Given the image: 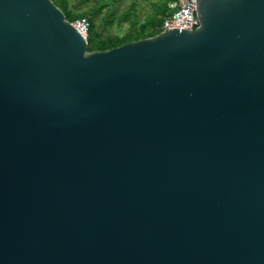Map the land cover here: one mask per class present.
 Segmentation results:
<instances>
[{
  "label": "water",
  "instance_id": "water-1",
  "mask_svg": "<svg viewBox=\"0 0 264 264\" xmlns=\"http://www.w3.org/2000/svg\"><path fill=\"white\" fill-rule=\"evenodd\" d=\"M102 52L0 0V264H264V0Z\"/></svg>",
  "mask_w": 264,
  "mask_h": 264
},
{
  "label": "trees",
  "instance_id": "trees-1",
  "mask_svg": "<svg viewBox=\"0 0 264 264\" xmlns=\"http://www.w3.org/2000/svg\"><path fill=\"white\" fill-rule=\"evenodd\" d=\"M51 1L64 13L67 21L73 22L83 18L88 20L87 52L92 53L106 51L128 42L146 39L157 35L158 32H155L154 28L157 26L160 27L162 24L163 17H165L167 13L166 4L171 0H164L159 5L158 14L160 15V18L156 16L147 17L146 20L136 28L133 34L123 37L118 35H104L98 30L99 25L95 22L96 18L101 17L100 26L103 30L107 29L113 23L115 14L109 11V6L111 5L112 0H78L74 5H71L69 0ZM92 1L93 4L88 10L80 13L75 11L76 6H82ZM133 27L135 26L133 25Z\"/></svg>",
  "mask_w": 264,
  "mask_h": 264
},
{
  "label": "built area",
  "instance_id": "built-area-1",
  "mask_svg": "<svg viewBox=\"0 0 264 264\" xmlns=\"http://www.w3.org/2000/svg\"><path fill=\"white\" fill-rule=\"evenodd\" d=\"M167 13L158 33L170 30L194 31L200 27L198 19L197 0H171L167 2ZM70 24L87 40L89 22L87 19H78Z\"/></svg>",
  "mask_w": 264,
  "mask_h": 264
},
{
  "label": "crops",
  "instance_id": "crops-1",
  "mask_svg": "<svg viewBox=\"0 0 264 264\" xmlns=\"http://www.w3.org/2000/svg\"><path fill=\"white\" fill-rule=\"evenodd\" d=\"M113 1H116L115 4L112 5L115 7L113 9V12H112L115 14V19H114L113 23L107 29L103 30V29L99 28L98 30L100 32H102L104 35H118V36L123 37V36H129V35L133 34L135 32L136 28H138V26H140L146 20L147 17L156 16V17L160 18V15L158 14L159 13L158 9H159V5L164 0H156V1L148 0V2H146V0H140V2H143L145 4H149L151 7V10L149 12H146L145 14H143L141 17L139 16V10H137V6H138L137 2L128 0L129 2L131 1L129 3L128 7L125 10L118 12L117 8L119 5H121V2L124 0H112V3H113ZM112 6H111V8H112ZM141 8H142V6H141ZM142 10L144 11L143 8H142ZM133 25L135 27H133ZM158 29H159V27L157 26L154 28V31L159 32Z\"/></svg>",
  "mask_w": 264,
  "mask_h": 264
},
{
  "label": "rangeland",
  "instance_id": "rangeland-1",
  "mask_svg": "<svg viewBox=\"0 0 264 264\" xmlns=\"http://www.w3.org/2000/svg\"><path fill=\"white\" fill-rule=\"evenodd\" d=\"M70 1V4L71 5H74V4H76L77 3V1L78 0H69ZM128 0H124V1H122L121 2V5H119L118 6V8H117V11L118 12H120V11H122V10H125L127 7H128V5H129V3L131 2V1H135V2H137L138 3V6H137V10H139V16L141 17L143 14H145L146 12H149L150 10H151V7H150V5L149 4H145V3H143V2H140V0H131L130 2L128 1ZM150 1H153V0H150ZM154 1H156V0H154ZM115 2L116 1H113V3L109 6V11L110 12H113V9L115 8L114 6H112V5H114L115 4ZM146 2H148V0H146ZM93 4V1L92 2H89L88 4H85V5H82V6H76V8H75V11L76 12H84V11H86V10H88L89 8H90V6ZM111 6H112V8H111ZM141 6H142V8L144 9V11L142 10V8H141ZM111 8V9H110ZM108 11V12H109ZM109 12V13H110ZM144 12V13H143ZM109 13H108V15H109ZM103 15V14H102ZM101 15V16H102ZM95 22L99 25L98 26V29L99 28H101V17L99 18H96L95 19ZM102 29V28H101Z\"/></svg>",
  "mask_w": 264,
  "mask_h": 264
}]
</instances>
